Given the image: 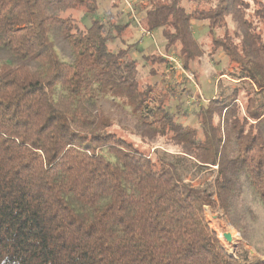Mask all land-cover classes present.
Listing matches in <instances>:
<instances>
[{
	"label": "trees",
	"instance_id": "trees-1",
	"mask_svg": "<svg viewBox=\"0 0 264 264\" xmlns=\"http://www.w3.org/2000/svg\"><path fill=\"white\" fill-rule=\"evenodd\" d=\"M99 7L0 0V264H264L243 245L227 251L204 218L219 208L249 241L244 218L264 211V0H149L142 27L195 81L206 51L241 66L190 110L167 80L175 64L143 54L141 77L136 44L110 48L129 20L72 15ZM114 108L182 150H140L110 131ZM188 161L217 167L212 188L183 179Z\"/></svg>",
	"mask_w": 264,
	"mask_h": 264
},
{
	"label": "rangeland",
	"instance_id": "rangeland-1",
	"mask_svg": "<svg viewBox=\"0 0 264 264\" xmlns=\"http://www.w3.org/2000/svg\"><path fill=\"white\" fill-rule=\"evenodd\" d=\"M148 5L149 0H100V7L96 13L87 14L83 9H80L74 11L72 15L79 21L78 24L81 26H89L95 19L111 18L114 19L115 22H118L120 19V22L123 23L129 20L130 25L122 30L119 36L116 37L117 32L113 31L112 36H114V40L109 42L110 48L118 50L122 47L136 44V47H133L132 53L141 63V77L148 73L150 67V62L146 63L142 55L148 53L160 56L163 55L169 63L175 64V67L168 64L165 69L168 81H173V79L178 80L175 86V93L177 96L181 95L183 105L187 106L188 109L194 107L196 104L198 108L200 106V101H198L199 98L201 99L203 96L216 93L218 80H225L223 84H228V73L223 76L224 79L223 77H219L222 70L227 69L231 73H239L242 70L241 66L237 63L229 65L226 63V60L221 61L222 56H215L212 59V57L208 55V51H206L207 54L205 53L200 62L194 64V67L200 71V82L195 81L194 75L185 69L183 57L177 50L173 53L164 51L162 34L159 31L148 32L142 27L141 16ZM129 14H131L132 20L129 18ZM206 25L207 24L203 22H195L194 30L197 39L204 43L206 50H209L210 39L206 35ZM122 39L125 41V44H123ZM60 46L63 49L61 52H64L65 44L60 42ZM223 65H225V67H223ZM160 90H163V88L159 87V91ZM164 97L168 99L169 93ZM110 114L114 120V125L110 128V131L133 141L140 150L154 155L158 149L172 153H180L182 150L176 145L171 144L168 140L170 137L158 136L154 134L153 131L145 128H136V121L125 110L114 108L110 111ZM193 117L194 114L191 113L189 119ZM135 130L146 132L148 136L146 139H142L139 135H136L138 133L135 132ZM169 160H172V157H170ZM216 168V166L199 167L188 161L180 167V172L183 179L193 186L210 189L212 188V183L216 175ZM254 213L255 215L253 214V216H250V214H248L244 218V233L248 236L249 241L246 240L241 232H239L229 219L222 214L219 208L206 206L204 209V218L210 227L215 230L220 242L227 251L232 253L237 250L240 245H243L250 251V254L254 258L264 259V211L261 206L254 205ZM226 232L232 234V241L226 240L224 237V233Z\"/></svg>",
	"mask_w": 264,
	"mask_h": 264
},
{
	"label": "water",
	"instance_id": "water-1",
	"mask_svg": "<svg viewBox=\"0 0 264 264\" xmlns=\"http://www.w3.org/2000/svg\"><path fill=\"white\" fill-rule=\"evenodd\" d=\"M224 237H225L226 240H228V241H232V239H233V236H232V234H231L230 232H226V233H224Z\"/></svg>",
	"mask_w": 264,
	"mask_h": 264
}]
</instances>
